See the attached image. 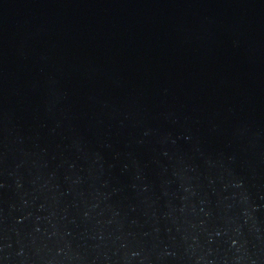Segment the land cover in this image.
I'll list each match as a JSON object with an SVG mask.
<instances>
[{"label":"water","instance_id":"95a60500","mask_svg":"<svg viewBox=\"0 0 264 264\" xmlns=\"http://www.w3.org/2000/svg\"><path fill=\"white\" fill-rule=\"evenodd\" d=\"M0 264H264V0H0Z\"/></svg>","mask_w":264,"mask_h":264}]
</instances>
